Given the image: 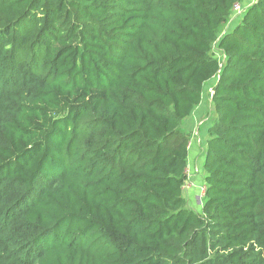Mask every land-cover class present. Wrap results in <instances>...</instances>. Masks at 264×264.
<instances>
[{"label": "trees", "instance_id": "trees-1", "mask_svg": "<svg viewBox=\"0 0 264 264\" xmlns=\"http://www.w3.org/2000/svg\"><path fill=\"white\" fill-rule=\"evenodd\" d=\"M243 1L0 0V264H264V0Z\"/></svg>", "mask_w": 264, "mask_h": 264}, {"label": "rangeland", "instance_id": "rangeland-1", "mask_svg": "<svg viewBox=\"0 0 264 264\" xmlns=\"http://www.w3.org/2000/svg\"><path fill=\"white\" fill-rule=\"evenodd\" d=\"M253 1L254 0H244L242 2V6H246V5H248L249 3L253 2ZM239 11H240V7H239L238 11L235 14H239L240 13ZM230 27H231V23L229 25H225L223 27V29H222L223 33L225 31H227ZM213 54H214L215 57H217V58L219 57V51L216 48L213 50ZM214 81H215V78H212L211 80H209L205 84L201 102L194 109V111L192 113V116L187 121V125H188V127H189V129H190V131L192 133V135L190 137L191 138L190 139V149L194 148L199 143H202L203 139L205 137V128L208 126L209 121H210V116L212 114V111L210 109L211 108L210 107V93H211V86L213 85ZM194 143H195V145L193 146ZM190 160H191V158H190ZM201 160H202V158L197 154V164L193 167L191 162L189 163V165H188L189 170H188V167H187V173H188L189 178L187 180L190 179V176H191L190 174L193 171L195 173H197V174H198V172H200L199 169H197V168H199ZM199 174L197 176H200ZM188 184H191V183L186 182L187 186H188ZM201 186H202V184L200 186L195 187L198 190L197 191L195 189L197 191V193H199V190H200ZM184 193L186 194L185 196L188 197V192L186 190H184ZM189 193H192V192H189ZM199 194L197 195L198 198L196 200H194L193 203H192V201H189V203L191 204V206L195 210H199V206H200Z\"/></svg>", "mask_w": 264, "mask_h": 264}, {"label": "crops", "instance_id": "crops-1", "mask_svg": "<svg viewBox=\"0 0 264 264\" xmlns=\"http://www.w3.org/2000/svg\"><path fill=\"white\" fill-rule=\"evenodd\" d=\"M194 145H195V143L193 144V146ZM197 146H195L194 148L190 149L189 152H188V165L191 162L193 167L197 164V154L199 155V149H198ZM190 158H191V160H190ZM197 169H199V168H197ZM188 170H189V167H188ZM199 171H200V169H199ZM198 174L195 173L194 171L190 174L191 175L190 176L191 180L189 179L190 181L188 180L187 182H189L191 184H188V186L184 189V190H186L188 192V197L186 196L187 199H189L188 202L192 201V203H193V201L198 198L197 195L199 193H197L198 190L195 187L200 186L201 184H203V183H201L202 182V174L200 173L199 174L200 176H197ZM188 178H189V176H188ZM189 192H192V193H189Z\"/></svg>", "mask_w": 264, "mask_h": 264}, {"label": "built area", "instance_id": "built-area-1", "mask_svg": "<svg viewBox=\"0 0 264 264\" xmlns=\"http://www.w3.org/2000/svg\"><path fill=\"white\" fill-rule=\"evenodd\" d=\"M239 7H240V5H238V4H236L235 6H234V12H237L238 11V9H239ZM240 10H241V8H240ZM240 12V11H239ZM204 190H205V187L202 185L201 187H200V190H199V198H201V196L203 195V193H204Z\"/></svg>", "mask_w": 264, "mask_h": 264}]
</instances>
